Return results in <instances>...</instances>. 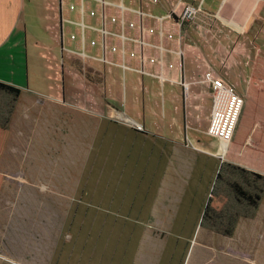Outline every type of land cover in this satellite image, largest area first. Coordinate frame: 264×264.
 <instances>
[{
    "label": "rangeland",
    "instance_id": "obj_1",
    "mask_svg": "<svg viewBox=\"0 0 264 264\" xmlns=\"http://www.w3.org/2000/svg\"><path fill=\"white\" fill-rule=\"evenodd\" d=\"M24 6L16 26L0 21V253L24 264H264V128L244 126L264 125L260 101L245 103L215 158L194 146L172 158L51 95L45 60L29 63L26 47L54 44L39 5Z\"/></svg>",
    "mask_w": 264,
    "mask_h": 264
},
{
    "label": "crops",
    "instance_id": "obj_2",
    "mask_svg": "<svg viewBox=\"0 0 264 264\" xmlns=\"http://www.w3.org/2000/svg\"><path fill=\"white\" fill-rule=\"evenodd\" d=\"M163 2L164 8L153 0H0V21L16 26L24 5H39L54 46L42 42L27 45L26 58L29 63L30 54L45 60L47 87L55 98L60 95L72 104L79 100L78 106L87 114L143 132L169 149L172 158L190 155L189 146L215 158L221 139L207 133L212 87L203 74L210 69L245 96L236 126L243 124L242 111L249 100H259L264 111V71L258 75L254 71L264 64V0ZM70 3L75 4L74 9L69 8ZM190 3L200 4V8L189 32L180 36L177 21ZM91 9L95 14L90 15ZM81 18L86 24L84 47L75 22ZM111 45L116 46L115 51L110 50ZM33 47L38 50L33 52ZM115 70L121 72L120 79L112 75ZM126 72L130 74L127 80ZM244 126L251 131L264 128L258 120ZM0 258L8 264H24L3 254Z\"/></svg>",
    "mask_w": 264,
    "mask_h": 264
},
{
    "label": "built area",
    "instance_id": "obj_3",
    "mask_svg": "<svg viewBox=\"0 0 264 264\" xmlns=\"http://www.w3.org/2000/svg\"><path fill=\"white\" fill-rule=\"evenodd\" d=\"M103 2V0H100ZM154 4L160 8H164L163 0H153ZM83 4L81 3V9ZM70 9L75 8L74 3H70ZM200 8V4H186L178 18L179 25V34L180 36H185L189 32V28L196 12ZM237 9V7H235ZM90 15L95 14V10L91 9L89 11ZM111 20H115V16L110 17ZM80 28V42L82 47H84V37L86 24L81 18L78 21H75ZM130 26H133L134 23L129 22ZM103 31H105L103 29ZM149 31H153L152 27H149ZM119 36H122L119 34ZM168 37L172 36V33H167ZM70 38H75V33H70ZM95 39L90 40V44H94ZM110 50L115 51L116 46L111 45ZM134 51H130V55H134ZM151 61L154 60V57L150 58ZM203 78L210 82L212 87V110L210 115V121L207 129V133L213 137H219L223 143L229 141L232 137L234 128L236 126L241 107L245 101V96L231 83H229L224 78L220 77L217 74H213L210 69H207ZM187 85H185L186 88ZM141 126H138L140 128Z\"/></svg>",
    "mask_w": 264,
    "mask_h": 264
},
{
    "label": "trees",
    "instance_id": "obj_4",
    "mask_svg": "<svg viewBox=\"0 0 264 264\" xmlns=\"http://www.w3.org/2000/svg\"><path fill=\"white\" fill-rule=\"evenodd\" d=\"M0 254H2V253H0ZM4 255V254H3Z\"/></svg>",
    "mask_w": 264,
    "mask_h": 264
}]
</instances>
